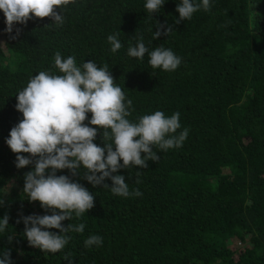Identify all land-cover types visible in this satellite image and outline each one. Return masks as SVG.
I'll return each mask as SVG.
<instances>
[{
    "label": "trees",
    "instance_id": "trees-1",
    "mask_svg": "<svg viewBox=\"0 0 264 264\" xmlns=\"http://www.w3.org/2000/svg\"><path fill=\"white\" fill-rule=\"evenodd\" d=\"M145 3L75 0L57 9L62 25L33 18L14 24L11 34L0 11V219L9 217L0 233V258L9 252L11 264H264V0H209L208 11L201 8L179 23L181 0H165L153 14ZM157 25L172 31L154 40ZM109 35L122 44L116 53ZM139 36L149 51L172 50L181 58L177 69H153L147 53L142 60L128 56ZM57 51L73 56L78 66L108 64L126 101L132 100L131 122L155 111L167 117L179 112L177 134L184 128L189 133L180 148L154 146L159 159L147 161V168L114 173L141 196L112 194L107 178L103 184L109 187H93L83 169L75 177L57 171L92 193L94 206L61 222L85 228L69 232L68 244L53 254L30 246L24 236L22 217L52 213L26 197L24 175L34 165L18 169L6 140L22 119L16 95L40 71L59 74ZM101 134L98 129L94 143L103 147ZM92 235L102 237V244L85 247ZM231 239L250 246L239 250Z\"/></svg>",
    "mask_w": 264,
    "mask_h": 264
},
{
    "label": "clouds",
    "instance_id": "clouds-1",
    "mask_svg": "<svg viewBox=\"0 0 264 264\" xmlns=\"http://www.w3.org/2000/svg\"><path fill=\"white\" fill-rule=\"evenodd\" d=\"M71 3L75 0H0L5 32L11 34L14 24L24 25L33 18H50L60 26L64 17L57 9ZM164 3L165 0H146L144 8L153 14L159 12ZM201 8L208 11L209 0H201L199 4L193 0H181L176 8L179 19L175 23L190 20L193 13ZM161 29H164L163 33ZM171 31L170 25H157L153 39L162 34L167 36ZM19 32L20 29H16L17 36ZM107 40L112 53L121 49L117 35H109ZM146 53L153 69L171 72L181 63V58L163 46L149 51L142 36L127 51L128 56L141 60ZM54 66L59 74L40 71L16 95L15 108L22 114V119L11 128L6 140L10 150L17 154L15 166L18 169L34 165L33 170L24 175L23 192L26 197L30 202L38 201L42 209L52 213L22 217L24 236L30 246L53 254L68 244L69 232L82 233L85 228L83 223L64 227L61 222L71 220L73 214L79 218L94 206L92 193L68 176L57 175V171L67 169L75 177L83 169V179L93 187H109L103 184L107 178L112 182V194L125 198L141 196L138 189L129 191L123 175L114 173L132 166L147 168V161L159 159L153 151L154 146L164 151L180 148L189 133V129L184 128L177 134L181 128L179 112L167 117L162 111H155L131 122L128 117L132 100L126 101L125 93L115 83L108 64L98 66L89 61L78 66L73 56L63 58L57 51ZM86 120L87 124L84 123ZM98 129L102 130L103 147L94 143ZM46 170H50L47 175ZM8 220L7 215L0 219V233L8 228ZM48 229L59 231L57 234ZM13 237L8 236L9 241ZM102 242V237L92 235L85 239L84 244L91 248L100 246ZM0 264H11L9 252L3 253Z\"/></svg>",
    "mask_w": 264,
    "mask_h": 264
},
{
    "label": "rangeland",
    "instance_id": "rangeland-1",
    "mask_svg": "<svg viewBox=\"0 0 264 264\" xmlns=\"http://www.w3.org/2000/svg\"><path fill=\"white\" fill-rule=\"evenodd\" d=\"M231 244H238L237 247H239V250H242L243 247H249L250 246V242L248 240H246L245 242L244 241H239V240H236L235 239H231L230 242H229V245Z\"/></svg>",
    "mask_w": 264,
    "mask_h": 264
}]
</instances>
